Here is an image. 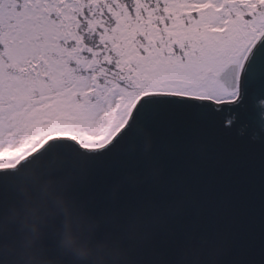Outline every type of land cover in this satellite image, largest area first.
<instances>
[{
  "label": "snow or ice",
  "instance_id": "snow-or-ice-1",
  "mask_svg": "<svg viewBox=\"0 0 264 264\" xmlns=\"http://www.w3.org/2000/svg\"><path fill=\"white\" fill-rule=\"evenodd\" d=\"M138 123L167 189L264 254V149L239 181L209 134L243 124L264 144V0H0V172L73 145L100 187Z\"/></svg>",
  "mask_w": 264,
  "mask_h": 264
},
{
  "label": "clouds",
  "instance_id": "clouds-1",
  "mask_svg": "<svg viewBox=\"0 0 264 264\" xmlns=\"http://www.w3.org/2000/svg\"><path fill=\"white\" fill-rule=\"evenodd\" d=\"M161 152L138 123L100 187L96 158L73 145L0 172V264H229L228 230L191 189H167Z\"/></svg>",
  "mask_w": 264,
  "mask_h": 264
},
{
  "label": "water",
  "instance_id": "water-1",
  "mask_svg": "<svg viewBox=\"0 0 264 264\" xmlns=\"http://www.w3.org/2000/svg\"><path fill=\"white\" fill-rule=\"evenodd\" d=\"M209 134L215 137L222 145V150L231 156L236 179L244 181L251 161L264 149V144L259 139H254L252 130L243 124L228 127L218 123L209 129ZM228 232L231 239L229 264H264V254L258 243H250L247 238L236 232Z\"/></svg>",
  "mask_w": 264,
  "mask_h": 264
}]
</instances>
